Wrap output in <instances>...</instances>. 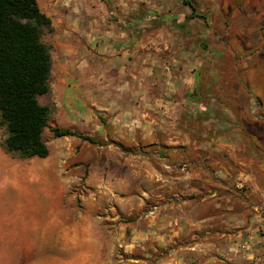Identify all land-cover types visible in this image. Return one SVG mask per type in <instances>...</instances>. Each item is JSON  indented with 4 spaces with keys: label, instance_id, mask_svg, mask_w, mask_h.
Wrapping results in <instances>:
<instances>
[{
    "label": "crops",
    "instance_id": "1",
    "mask_svg": "<svg viewBox=\"0 0 264 264\" xmlns=\"http://www.w3.org/2000/svg\"><path fill=\"white\" fill-rule=\"evenodd\" d=\"M62 21L64 34L81 30L69 14ZM123 62H127L123 57L110 56L105 63L113 77L82 74L84 79L79 73L87 64L67 62L55 84L60 83L61 90H53L58 125L96 138L108 133L100 116L107 118L110 132L117 131L120 120L130 118L133 129L145 132L146 142L171 150L157 157L156 169L149 164L145 174L148 185L141 206L147 213L143 227L131 226V241L143 242L147 253L134 260L149 264L151 250L170 248L152 260L264 264V155L260 148L255 152L250 140L240 138L238 123L212 124V116L229 113L228 107L213 108L214 92L192 93L197 84L192 70L202 66L212 70L214 62H141L142 67L131 62L124 76L128 90L118 94L123 69L119 73L117 66ZM206 98L210 119L200 121ZM198 125L202 138L195 133ZM7 135L0 126V264H110L108 253L99 249L77 250L71 256L53 250L55 234L66 236L69 229L61 223L69 216L63 200L69 193L70 170L86 163L98 168L102 146L77 136L54 137L58 144L47 143V157L21 158L4 148ZM60 141L67 146L59 147ZM77 145L81 150L73 155Z\"/></svg>",
    "mask_w": 264,
    "mask_h": 264
},
{
    "label": "rangeland",
    "instance_id": "2",
    "mask_svg": "<svg viewBox=\"0 0 264 264\" xmlns=\"http://www.w3.org/2000/svg\"><path fill=\"white\" fill-rule=\"evenodd\" d=\"M188 1L194 11L185 0H38L42 11L55 21L47 14L53 23L52 31L43 34L52 55L51 90L39 96L40 103L50 107L44 131L50 146L58 144L51 128H64L56 119L54 93L61 90L60 83L55 84L61 80L62 66L67 62L87 64L81 67V79L85 78L82 74L113 77L105 62L116 56L127 61L117 66L119 73L128 71L131 62L141 67L145 66L141 62H214L212 70L204 66L192 70L197 78L192 93L214 92L213 108L228 107L229 113L212 116V124L238 123L242 127L240 138L250 140L255 152L260 148L264 155V0ZM67 14L81 28L73 35L63 32L66 25L62 18ZM123 70L118 77V94L128 90ZM141 70L138 68L136 74ZM100 118L108 132L106 137H96L101 142L97 145L102 146L101 162L96 169L86 163L70 170L69 193L63 200L69 216L61 223L69 229L66 236L55 234L53 250L71 256L77 250L99 249L108 253L110 264H141L134 259L141 260L147 252L143 242L132 243L131 226L143 227L142 216L147 211L141 202L149 164L156 169L157 157L171 150L158 142H146L145 132L133 129L130 118L120 120L116 132H110L105 116ZM199 126L195 133L202 138ZM61 146L67 143L62 141ZM80 150L77 145L72 154ZM169 250H151L149 264H156L157 259L152 258Z\"/></svg>",
    "mask_w": 264,
    "mask_h": 264
},
{
    "label": "trees",
    "instance_id": "3",
    "mask_svg": "<svg viewBox=\"0 0 264 264\" xmlns=\"http://www.w3.org/2000/svg\"><path fill=\"white\" fill-rule=\"evenodd\" d=\"M185 1L194 11V5ZM52 29V19L38 0H0V126L8 132L4 148L17 157L50 154L43 138L50 107L40 103L39 96L51 90L52 55L43 34ZM208 101L203 102L200 121L210 117L206 114ZM51 131L55 138L77 136L101 144L77 130L55 126Z\"/></svg>",
    "mask_w": 264,
    "mask_h": 264
}]
</instances>
